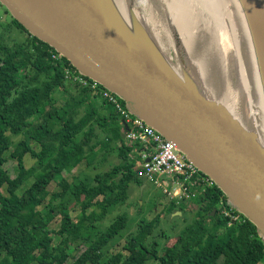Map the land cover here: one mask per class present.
I'll return each instance as SVG.
<instances>
[{
  "label": "trees",
  "instance_id": "16d2710c",
  "mask_svg": "<svg viewBox=\"0 0 264 264\" xmlns=\"http://www.w3.org/2000/svg\"><path fill=\"white\" fill-rule=\"evenodd\" d=\"M12 23L26 39L11 44L14 42L5 38L7 32H0V264L263 262L264 243L255 228L240 215L239 222L230 223L220 215L218 204L224 205L226 200L214 185L205 188L198 199H190L197 207L195 215L161 254L149 241L157 217L148 223L140 221L136 234L122 244L113 241L127 223L124 216L108 219L104 230L92 238L99 226L95 221L97 211L107 214L112 207L123 205L129 187L144 184L140 168L135 167L140 157L134 154L142 146L135 142L127 147L123 142L125 128L113 109L89 88L76 81L67 82L65 71L68 77L79 76L87 84L91 81L80 76L64 58L52 61L50 55L56 53L51 48L31 37L14 20ZM56 94L62 100L58 106L54 104ZM21 125L24 138L13 143L5 132ZM29 141L38 147L36 152ZM107 154L117 162L100 170ZM25 156L33 162L31 167L25 166ZM8 158L15 161L13 177L4 169ZM82 163L94 174L67 181L64 176ZM51 183L56 190L49 194ZM192 190L189 187L188 193ZM190 200L170 201L169 211H165L183 216ZM74 207L80 213L75 221L70 216ZM55 217L59 241L54 245L48 225ZM78 243L86 247L73 259V245Z\"/></svg>",
  "mask_w": 264,
  "mask_h": 264
},
{
  "label": "water",
  "instance_id": "95a60500",
  "mask_svg": "<svg viewBox=\"0 0 264 264\" xmlns=\"http://www.w3.org/2000/svg\"><path fill=\"white\" fill-rule=\"evenodd\" d=\"M239 4L263 59L264 81V0ZM0 5L31 37L172 143L264 243V149L225 108L180 79L140 27L133 36L128 31L133 40L109 0H0Z\"/></svg>",
  "mask_w": 264,
  "mask_h": 264
},
{
  "label": "rangeland",
  "instance_id": "374dc122",
  "mask_svg": "<svg viewBox=\"0 0 264 264\" xmlns=\"http://www.w3.org/2000/svg\"><path fill=\"white\" fill-rule=\"evenodd\" d=\"M184 1H187L190 4L188 15L187 11H181L180 9H177L181 7L185 9V6L187 4L184 5L177 3L178 5L176 6V9L180 18L183 21L185 20V22L190 23V28L188 32L189 38L193 40L192 46L196 48V57L198 58V55L202 56V59L206 63L207 71H205V75H203L206 81H202L198 73V68L196 66L197 58L192 57V59H189L188 57H185V55L183 54L186 53L184 47L180 49L178 48V44L175 43V37L169 26L170 18L168 16L166 17V15H168L166 9L167 3L165 4L166 0H121V4H123L128 20L131 23V29L135 32L137 30L136 28L140 27L141 31L148 36V38L150 39V41H152L161 56L169 62L170 66L173 67V69L177 73V76L180 79L186 81L191 86H193L194 89L204 98L222 106L223 108H227L230 105L233 107L234 105L235 108L233 107V109L238 114L237 118L240 119L238 122L244 125V115L246 116L248 112V109L246 107L245 95L249 94V88L247 86V80H245L242 76V71L239 68L233 67V60L227 55V53H232V49L229 45V37H231V35H228L229 32L227 31V28L225 29L226 25L228 26L226 21L227 17L222 18V16H225L226 14L230 17V19H238L239 21L243 22L246 26L248 25V22L246 21L245 17L246 15H244V12H239L237 8L239 1L233 5L228 2L223 3L222 5L225 4V6L223 7V10H225L223 12V15L221 14V12L219 13L218 10L214 13L211 11L212 9L209 8V3L211 2L210 0ZM149 7H151L155 12L154 14H156L154 15V18H152L153 21L147 20L145 18L149 15ZM215 14H218V16L221 15V17L217 18ZM11 19L12 18L9 16L5 8L0 5V32H7L5 35L6 40L9 43L14 42L11 44L16 45L17 43L24 41L26 39V36L16 29ZM224 29L227 34L225 33ZM215 34L216 36L213 40V36ZM219 34H222L221 45L228 44L229 46L226 48L227 51L225 50L223 53V64L224 66L228 64L233 67V71L236 73V78L232 82H230L228 79L224 80L223 78H221L219 64H214V62L209 60L207 55L208 44L210 42V44L214 42L218 44V38L220 37ZM219 46L220 45H218L215 49V51L218 53L220 52ZM205 77H207L208 80ZM65 79L67 82H69L68 80L73 81L71 77L65 76ZM236 84H240L238 85L239 88H237ZM211 87L213 88V90L215 89L214 92ZM218 90L220 92H218ZM232 93L235 94L234 98H232V96H229ZM71 94H76V91H71ZM217 96L220 97L219 100L222 99L220 102L218 99H216L218 98ZM54 97L56 99L54 104L56 106L60 105L62 103L61 98L57 94ZM23 129L24 125H21L13 132L6 131L5 136H8L13 143H16L24 138L23 135H21ZM244 129H246L248 132L252 133L255 136L253 129L250 127L249 124L246 126V128L244 127ZM29 144L34 152L38 150V147L34 145L33 142L29 141ZM10 152L11 150L7 151L4 154V157L7 158ZM25 157V166L31 167L33 162L27 156ZM104 158H106V160L100 167V170L105 169L109 164L117 162L116 158L113 155L107 154ZM135 167L139 168L138 162L136 163ZM4 169L9 175V177H13L15 175V161L8 158L4 165ZM84 174L91 176L94 174V171H92L90 168H85V165L82 163L64 177L67 181H71V178L77 176L81 177ZM55 190V183H51L47 188L49 194H51V192ZM165 191L168 192L169 195H165ZM1 193H4L3 189H1ZM179 196H171L169 188H165L161 184H159V186H155L149 184L148 182H144L141 187L131 185L128 190L127 200L124 202L123 205L112 207L111 209H109V212H107V214L104 212L97 211L95 221L97 224H99V226L97 230L93 232L92 238L100 231L104 230L108 219H112L115 216H124L125 218H127V223L124 229L121 231L119 235L120 237L116 238L113 241L116 244H122L128 236L136 234L138 225H142L140 221H144L143 223H148L151 222L155 217H157L158 223L152 229V234L149 237V241L150 243L155 244V248L158 254H161V251L164 247H170L173 244L178 231H180L186 224L191 221V219L195 215V210L197 209L196 205L190 199L185 198L186 202L190 200L191 204L185 208L183 216H181V214H169L170 212L167 214L165 210H168L169 208L168 203L170 201H178L177 198ZM195 199H198V197H196ZM86 212L89 213L90 210H87ZM79 214L80 213L77 207H74L70 212V216L72 217L73 221H75V218ZM48 229L52 231L51 236L53 239V244H57L59 238L55 235V232L58 230V217L51 219V222L48 225ZM114 246L115 245L111 247L109 246L108 251H110ZM73 247L75 248V251L72 252V257L73 259H75L85 249L86 246L81 243H78L74 244ZM70 262L71 261H69L68 263ZM260 264H264V259L263 262H261Z\"/></svg>",
  "mask_w": 264,
  "mask_h": 264
},
{
  "label": "bare ground",
  "instance_id": "6f19581e",
  "mask_svg": "<svg viewBox=\"0 0 264 264\" xmlns=\"http://www.w3.org/2000/svg\"><path fill=\"white\" fill-rule=\"evenodd\" d=\"M210 1L211 2L209 3V8L212 9L211 11L214 13L215 11L217 12V10H218V12L219 13L221 12V14L223 15V12L225 11V10H223V7L225 6V4L222 5L223 3L228 2V3L233 5V4L237 3L239 0H210ZM222 1H224V2H222ZM109 2L112 5V7L114 8V11L116 12V14L118 15V18L120 19V21L122 23V26L124 27V29L128 33V34L127 33L126 34L129 36H130V34L132 36L135 35V34H132L131 23L128 20V17L126 15L125 10H124L123 4H121V0H119V1L118 0H109ZM124 3H125V1H124ZM166 3H167L166 9L168 12V15H166V17L168 16L170 18V25L169 26L171 28V31H172L174 37H175V40H176L175 43L178 44V48H180V49L184 47V49L186 50L185 51L186 53H183L185 55V57H188L189 59H192V57L195 58L197 56V53H195L196 48L192 46L193 40H191L189 38V34H188L189 28H190V23L185 22V20L183 21L180 18L178 11H177V9H180L181 11H187V15H188L190 4L184 0H166L165 4ZM177 3L184 4V5L187 4V5L185 6V9L183 7L176 9V6L178 5ZM237 8H238L239 12H244L241 4H238ZM149 10H150L149 15L145 18L147 20L153 21L152 18H154V15H156V14H154L155 12L151 7H149ZM215 15L217 16V18L221 17V15L220 16H218V14H215ZM223 17H227L229 19L228 20L226 18L228 26L225 24L226 25L225 29L227 28V31L229 32L228 35H231V37H229V39H230L229 45L232 49V53H227V55L233 60V67L239 68L242 71V76L244 77L245 80H247V86L249 88V94L245 95L246 107L248 109L247 115L246 116L244 115L245 122L244 121L243 122L245 124L242 125V124H240V122H238V123L245 128L249 124L250 127L253 129V132L255 134V138H256L258 145L264 149V81H263L262 70H261V64H262L263 59L261 60L258 58L259 54L257 53V49H256V48H258V46H257V43L255 45L256 41L254 42V39L250 35V33H251L250 28H249L250 26H248V25L245 26V24L243 22L239 21L238 19H235V18L230 19V17L226 14H225V16H222V18ZM188 19H189V16H188ZM155 20H156V18H155ZM156 22H158V21H156ZM219 25H220V22H219ZM225 29H224V31H225ZM128 31L130 32V34ZM225 33H226V31H225ZM219 35H220V37L218 38V44L215 42L212 44H210L211 43L210 42L208 44L207 55H208V58L210 61L214 62V64L215 63L219 64V71L221 73V78H223L224 80L228 79L230 82H232L236 78V73L233 71L232 66H230L228 64L224 66V64H223V53L226 50V48L229 46H228V44H226V45L222 44L221 45L222 34H219ZM132 36H130V37L134 40V37H132ZM215 36H216V34L213 36V40L215 39ZM134 43H136V42H134ZM218 45H220L219 46V48H220L219 53L215 51V49ZM164 61L166 63H168V65L170 66L169 62L166 59H164ZM196 66L198 68V73H199L202 81H206L204 79L203 75H205V71H207L206 70L207 67H206L205 61L202 59V56H200V55H198V58L196 60ZM170 69L176 73V71L173 69L172 66H170ZM205 78L207 79V77H205ZM236 85H237V88H239L238 85H240V84H236ZM212 90H213V88H212ZM214 90H213V92H214ZM219 90H218V92H220ZM229 96H232V98H234L235 94L232 93ZM219 98L220 97H218L216 99L219 100ZM221 100H219V102ZM230 103H232V102H230ZM233 107H234V105H233ZM233 107L230 105L225 109L233 120L239 121L240 119L237 118L238 114L234 111Z\"/></svg>",
  "mask_w": 264,
  "mask_h": 264
},
{
  "label": "built area",
  "instance_id": "2783aa9c",
  "mask_svg": "<svg viewBox=\"0 0 264 264\" xmlns=\"http://www.w3.org/2000/svg\"><path fill=\"white\" fill-rule=\"evenodd\" d=\"M60 56L51 54L50 59L56 61ZM68 77V71H65ZM71 76V75H70ZM71 79L83 87L89 88L108 104L115 114L120 118L121 125L125 126V138L132 142H139L143 152L140 154L141 176L155 186L159 184L169 188L171 196H179L177 199H194L202 194L205 188H209L213 183L205 176L201 175L185 158L175 149V146L164 140L154 130L143 124L140 120L130 115L123 108L119 99L113 94L99 88L96 83L87 84L79 76L72 75ZM193 189L188 193V188ZM169 195L168 192H165ZM220 215L228 218L230 222H239V214L225 201L220 202ZM235 212V214H234Z\"/></svg>",
  "mask_w": 264,
  "mask_h": 264
},
{
  "label": "crops",
  "instance_id": "0c3cea01",
  "mask_svg": "<svg viewBox=\"0 0 264 264\" xmlns=\"http://www.w3.org/2000/svg\"><path fill=\"white\" fill-rule=\"evenodd\" d=\"M102 110H104L105 112V114H107V109L106 108H104V107H102L101 108ZM125 130H127V129H125ZM123 142H124V144L128 147L130 144H132V142H130V141H128L126 138H125V135L123 134ZM143 152V150H142V147H141V150H139V151H136V152H134V154H135V156L137 157H140V154ZM98 156H99V154H98ZM139 165H140V163H139ZM143 178V177H142ZM144 179V178H143ZM144 182L146 183L147 181L144 179ZM166 192V191H165ZM165 195H167L166 193H165Z\"/></svg>",
  "mask_w": 264,
  "mask_h": 264
}]
</instances>
